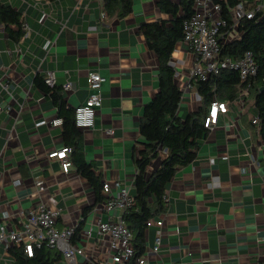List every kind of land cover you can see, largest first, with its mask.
I'll return each mask as SVG.
<instances>
[{
	"label": "crops",
	"instance_id": "crops-1",
	"mask_svg": "<svg viewBox=\"0 0 264 264\" xmlns=\"http://www.w3.org/2000/svg\"><path fill=\"white\" fill-rule=\"evenodd\" d=\"M3 1L22 12L25 34L12 39L0 21V223L9 211L11 226L24 227L29 209L40 200L61 209L60 229L76 225L87 213L81 239L85 252L107 261L108 244L98 222L110 213L95 209V190L75 165L65 171L62 159L49 156L67 146L63 125L52 124L62 116L53 97L34 81L53 70L66 105L76 107L89 96V72L99 70L105 76L96 124L80 128L85 157L113 191L127 185L133 193L144 148L140 122L159 87V61L141 25L169 16L157 0H133L132 10L123 16L110 14L105 0ZM182 53L188 56L178 43L175 66V59L185 63ZM67 82H72L71 89H65ZM186 100L190 104L184 105ZM195 102L200 105L198 91H186L180 114L195 110ZM251 110L233 104L220 113L195 159L178 168L167 188L168 210L157 217H165L164 226L147 230V256L153 264H264V146L251 123ZM247 150L255 152L258 166ZM36 178L45 180L42 195ZM160 230L156 253L151 248ZM10 263L0 246V264Z\"/></svg>",
	"mask_w": 264,
	"mask_h": 264
},
{
	"label": "trees",
	"instance_id": "trees-1",
	"mask_svg": "<svg viewBox=\"0 0 264 264\" xmlns=\"http://www.w3.org/2000/svg\"><path fill=\"white\" fill-rule=\"evenodd\" d=\"M243 0H223V16L228 24L233 21L232 8ZM262 0H248L256 4ZM160 11L168 18L147 21L141 25V32L148 47L155 52L159 61V87L155 96L146 104L140 122V132L144 138V148L140 151L138 170L134 179V204L123 215L126 226L133 234L134 253L126 264H137V259L147 251V221L157 218L168 210L167 188L178 168L190 164L196 157L199 145L209 134L205 119L215 99L234 101L240 95L244 84L240 72L223 69L218 74H211L207 80L195 81L201 102L197 109L180 114L183 90L176 80V68L172 56L178 43L184 40L185 22L195 13V0H157ZM107 11L119 16L128 14L133 7V0H105ZM0 21L5 23L9 35L18 41L25 34L22 12L0 0ZM241 35L222 44L221 56L240 59L247 51H252L258 64L257 74L245 83L248 95L254 94L250 103V113L259 115V125L264 138V8L253 18H243L239 23ZM47 74H39L35 85L53 97L58 106V113L64 119L63 129L66 145L71 147V165H75L80 174L88 180L96 193V203L107 199L102 176L96 172L93 164L87 161L82 144L80 127L76 125V107L67 106L60 87L46 81ZM157 161V166L154 162ZM93 207V206H92ZM83 216L76 228L73 242L81 240L87 218ZM10 264H61L63 254L47 244L36 247L29 255L22 243H13L8 249ZM90 264V263H79Z\"/></svg>",
	"mask_w": 264,
	"mask_h": 264
},
{
	"label": "built area",
	"instance_id": "built-area-1",
	"mask_svg": "<svg viewBox=\"0 0 264 264\" xmlns=\"http://www.w3.org/2000/svg\"><path fill=\"white\" fill-rule=\"evenodd\" d=\"M194 8L195 13L185 22L184 40L180 42L187 46L188 57L191 53L194 54L193 66L185 78L183 88L179 84L183 90V97L186 91L190 89L196 90V80H207L211 74H218L227 68L239 71L241 77L240 84H244L239 97L234 101H220L217 99L213 101L209 114L205 119V126L213 129L219 122L220 113H227L231 105L237 104L243 111L246 105L245 96L248 95L245 83L255 76L258 71V64L252 51H247L240 59H232L227 56L222 57V44L235 39L237 36L234 35V32L241 33L239 30L240 20L243 18H253L258 11L264 8V2H258L253 5L248 0L239 2L231 10L233 17L231 24H228L227 19L223 16V0H195ZM54 44L55 42H53L51 48ZM175 62L177 64L176 66L174 64L176 79L182 74L185 76L184 65L188 62L187 58L184 64H178L176 59ZM180 66H183V68L181 69ZM105 80V76L99 70L89 72V96L84 103L76 106L75 109V121L78 127L93 128L95 126L98 110L102 106V87ZM46 81L50 85L56 83V74L53 70L47 72ZM64 87L65 89H71L72 82H67ZM63 122L64 119L62 117H57L52 121V124L62 125ZM259 122V115H253V123L259 125ZM227 125L230 128L234 126L232 124ZM256 130L260 144L264 146V138L260 127L257 126ZM69 152H71V147L65 146L60 151L55 150L50 152L49 156H57L62 159L63 169L68 171L71 166V160L68 158ZM246 155L254 166L259 165L260 162L253 150H247ZM214 162L215 158L212 157L211 163ZM242 170L245 171L246 169L242 168ZM35 184L40 195H42V192L46 189L45 180L43 178H36ZM104 191L107 199L97 204L95 209L110 213L108 219H100L98 222L99 234L108 244L110 258L107 261L101 262V260H97L94 256L87 255L85 245L82 244L81 240L76 244L73 242L72 239L78 223L72 227L58 228L57 221L61 216V209L52 206L44 200H40L37 205L29 209L27 221L22 228H13L10 224L11 213L9 211L3 212L0 223V246H3L8 252L11 244L22 243L28 254L32 255L36 247L47 244L63 254L61 264H79L82 257H85L86 263L90 264H110L111 262L126 264L132 257L134 248L132 245L133 234L126 226L123 215L134 204V197L131 193V188L127 185L115 192L111 188V184L105 182ZM165 197L168 201V193H166ZM164 223V216H161L159 219L150 218L147 221L148 227L157 225L162 228ZM90 234L91 230H88L87 235ZM161 242L162 232L160 230L151 250L158 253ZM137 264H153L147 256V251L137 259Z\"/></svg>",
	"mask_w": 264,
	"mask_h": 264
},
{
	"label": "rangeland",
	"instance_id": "rangeland-1",
	"mask_svg": "<svg viewBox=\"0 0 264 264\" xmlns=\"http://www.w3.org/2000/svg\"><path fill=\"white\" fill-rule=\"evenodd\" d=\"M234 35H236L237 37H239L240 35H241V33H239V32H234ZM184 47L185 48H187V46L186 45H184ZM182 56H186V54L185 53H182ZM186 58H187V60H188V62H187V64H185L184 65V69H185V76L182 74L180 77H177V82L181 85V87L183 88V85H184V83H185V78H186V76L188 75V73L190 72V69L192 68V66H193V59H194V54L193 53H191L190 55H189V57L188 56H186ZM180 68L182 69L183 68V66H180ZM253 100H254V94H250L249 95V100H248V104L246 105V107L244 108V110H248L250 107V103H252L253 102ZM187 103H188V101L186 100V101H184V105L186 104L187 105ZM188 104H190V103H188ZM197 106V108H198V106H199V102H195V103H193V105H192V107L194 108V107H196ZM196 108V109H197ZM107 215L108 214H106V219H108L107 218ZM82 217V216H81ZM80 220V219H79ZM100 248H98V250H99Z\"/></svg>",
	"mask_w": 264,
	"mask_h": 264
}]
</instances>
